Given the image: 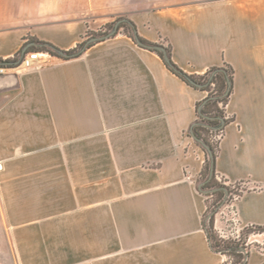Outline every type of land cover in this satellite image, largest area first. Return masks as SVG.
Instances as JSON below:
<instances>
[{"label": "crops", "instance_id": "obj_1", "mask_svg": "<svg viewBox=\"0 0 264 264\" xmlns=\"http://www.w3.org/2000/svg\"><path fill=\"white\" fill-rule=\"evenodd\" d=\"M117 15L188 75L232 67L214 168L240 192L214 228L264 225V0H0V59L43 54L0 74L8 263L226 264L203 228L207 155L190 133L207 91L126 33L73 58L40 48L72 49Z\"/></svg>", "mask_w": 264, "mask_h": 264}, {"label": "trees", "instance_id": "obj_2", "mask_svg": "<svg viewBox=\"0 0 264 264\" xmlns=\"http://www.w3.org/2000/svg\"><path fill=\"white\" fill-rule=\"evenodd\" d=\"M128 25L133 30V36L129 35L134 42V30L136 29L135 24L127 19L123 21L121 25ZM106 35L100 38H106ZM92 37V36H91ZM140 40L144 43V45H140L142 47L148 48L152 51H155L163 60L162 52L149 48V45H155L156 43L145 40L140 37ZM86 40L78 43L76 47L63 50L65 55H60L57 53L54 45L47 42H39L41 44L40 48L45 50L52 55H56L63 58H73L80 56L90 44L85 46ZM138 44V43H137ZM139 45V44H138ZM168 55L170 56L169 47H165ZM19 55L15 56L12 59H0V64L4 66H12L19 62ZM164 61V60H163ZM165 63V62H164ZM166 64V63H165ZM172 66L166 64L168 69H170L173 73L178 75L182 80H184L187 84L207 91V96L201 101L196 103V120L192 127L190 128V133L196 139L198 144L200 141L206 143L209 148L212 150L214 155V161L218 149V140L214 141L212 136L221 132L229 120L225 112V105L228 101L232 90V76L233 69L228 64H223L221 66L210 67L204 74L202 75H190L192 79L197 83H207L203 87H197L196 85L190 83L186 77L185 73L178 68L172 61ZM230 80L229 90L227 89V80ZM201 145V144H200ZM203 148V147H202ZM205 151V149L203 148ZM206 152V151H205ZM207 155V152H206ZM199 183H201V191L206 196V212L204 213L202 224L203 228L206 232L208 241L210 243L211 248L214 251L220 252L227 257L235 256L238 259L239 264H246L247 258L249 255V249L245 247L243 243H239L241 239L236 241H226L222 239L216 229L214 228V216L215 213L220 210L224 205L230 202L232 199V195L238 193L235 189V186L226 184L223 179H217L215 168L213 169V173L211 177H209V159L208 156L205 159L204 166L200 175ZM227 191V195L225 192ZM239 194V193H238ZM214 198L211 204H209V198ZM250 233L252 231H264V225H248L241 230L242 232ZM227 261V260H226Z\"/></svg>", "mask_w": 264, "mask_h": 264}, {"label": "rangeland", "instance_id": "obj_3", "mask_svg": "<svg viewBox=\"0 0 264 264\" xmlns=\"http://www.w3.org/2000/svg\"><path fill=\"white\" fill-rule=\"evenodd\" d=\"M122 18H126V19H129L131 20L128 16L126 15H117L113 18V20L109 23H106V24H102L100 25L97 30H92V31H89L88 34L90 36H88L86 39H84V41L87 39H89L91 36L92 37H102L104 35H107L109 32L112 31L113 27H114V24L117 20L119 19H122ZM132 21V20H131ZM133 22V21H132ZM122 23V22H121ZM120 23V24H121ZM134 23V22H133ZM118 26V29L116 32H119V33H126L128 35H132L133 36V30L128 26V25H121ZM135 24V23H134ZM136 26V30L138 32V28H137V25L135 24ZM156 44H159V45H163L161 43H156ZM164 46V45H163ZM165 47V46H164ZM212 139L214 141H217L218 140V137L217 135H214L212 136ZM241 187V185L239 186ZM242 188V187H241ZM237 192H240V191H237ZM214 198H209V204H211V202L213 201ZM229 221H228V218L226 219V226H229ZM218 233V232H217ZM219 235V234H218ZM220 236V235H219ZM221 237V236H220ZM250 237H251V240H250ZM222 239H225L226 241H236L237 242V239H234L232 237H229V238H223L221 237ZM254 239H259L260 241L264 240V231H252L250 233H246V232H242V235H241V240L238 241L239 243H243L245 245V247L247 249L250 250V248H258L260 250H264L262 248H264V244H261L260 242H257L255 241ZM4 243H5V239H4V236L2 237V235L0 234V263L2 262V264H9L8 263V258H9V250L4 248ZM226 264H239L238 262V259L237 257L235 256H229L227 257L226 256Z\"/></svg>", "mask_w": 264, "mask_h": 264}, {"label": "built area", "instance_id": "obj_4", "mask_svg": "<svg viewBox=\"0 0 264 264\" xmlns=\"http://www.w3.org/2000/svg\"><path fill=\"white\" fill-rule=\"evenodd\" d=\"M42 55L43 54L38 52V51H29L20 57L19 62L16 64V67L22 68V69L30 68V67L34 66L39 61V59H41ZM5 70H6V66L0 64V74L4 73ZM216 135L219 139L220 132ZM217 179L221 180L220 178H217ZM238 195H239L238 193L233 194L230 202L224 206L230 207L232 205V202L238 197ZM228 221H229V224H228L229 226L225 225L224 227L218 229L217 230L218 234L223 238L232 237V238L237 239V240L241 239L242 228H240L237 225L234 216L232 215L230 218H228ZM250 239H251V237H250ZM254 240L257 242H260L261 244H264V240H262V241H260L259 239H254ZM262 249H264V248H262ZM262 251H264V250H262Z\"/></svg>", "mask_w": 264, "mask_h": 264}, {"label": "water", "instance_id": "obj_5", "mask_svg": "<svg viewBox=\"0 0 264 264\" xmlns=\"http://www.w3.org/2000/svg\"><path fill=\"white\" fill-rule=\"evenodd\" d=\"M126 20H127L126 18H122V19L117 20L115 22V24H114V27H113L112 31L109 32L105 37H109L111 35H114L116 33L117 29H118L119 24L121 22H123V21H126ZM134 38H135L136 43H138L139 45H144V43L140 40L136 29L134 30ZM98 39H99L98 37H90L85 42V46L88 45L91 42L97 41ZM148 47L156 49V50L162 52V56H163L164 62L166 64H168L169 66H172L170 56L168 55V53L166 51V48L163 45L155 44V45H149ZM56 51L60 55H65V52L62 49L57 48ZM24 53H25V48L21 51V56H23ZM185 77L190 83L196 85L197 87H203V86H205L207 84V83L201 84V83L195 82L192 79V77L190 75L186 74V73H185ZM229 87H230V80L228 79L227 80V89H226V91L229 90ZM199 142H200L201 146L207 152V156H208V159H209V177H211V175L213 173V169H214V155H213V152H212V150L209 148V146L206 143H204L203 141H200V140H199ZM200 186H201V184L199 185V189L201 190ZM225 194L227 195V191L225 192Z\"/></svg>", "mask_w": 264, "mask_h": 264}]
</instances>
